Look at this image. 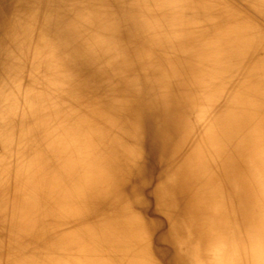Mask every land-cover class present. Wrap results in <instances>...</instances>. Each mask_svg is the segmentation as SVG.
<instances>
[{"label": "bare ground", "instance_id": "6f19581e", "mask_svg": "<svg viewBox=\"0 0 264 264\" xmlns=\"http://www.w3.org/2000/svg\"><path fill=\"white\" fill-rule=\"evenodd\" d=\"M0 264H264V0H0Z\"/></svg>", "mask_w": 264, "mask_h": 264}]
</instances>
